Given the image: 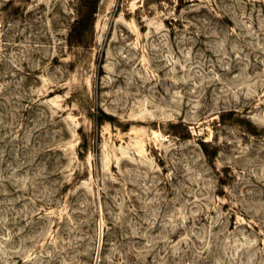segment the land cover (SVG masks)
Listing matches in <instances>:
<instances>
[{"label": "rangeland", "instance_id": "rangeland-1", "mask_svg": "<svg viewBox=\"0 0 264 264\" xmlns=\"http://www.w3.org/2000/svg\"><path fill=\"white\" fill-rule=\"evenodd\" d=\"M0 264H264V0H0Z\"/></svg>", "mask_w": 264, "mask_h": 264}, {"label": "trees", "instance_id": "trees-1", "mask_svg": "<svg viewBox=\"0 0 264 264\" xmlns=\"http://www.w3.org/2000/svg\"><path fill=\"white\" fill-rule=\"evenodd\" d=\"M92 11H91V14H93L94 12H95V8H93V9H91Z\"/></svg>", "mask_w": 264, "mask_h": 264}]
</instances>
